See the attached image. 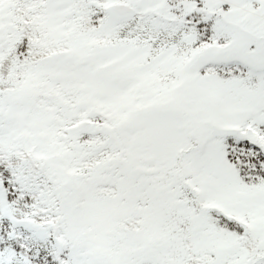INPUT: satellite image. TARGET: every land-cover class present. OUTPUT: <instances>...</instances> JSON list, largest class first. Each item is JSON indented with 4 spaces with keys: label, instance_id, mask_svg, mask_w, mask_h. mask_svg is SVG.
Returning a JSON list of instances; mask_svg holds the SVG:
<instances>
[{
    "label": "snow or ice",
    "instance_id": "snow-or-ice-1",
    "mask_svg": "<svg viewBox=\"0 0 264 264\" xmlns=\"http://www.w3.org/2000/svg\"><path fill=\"white\" fill-rule=\"evenodd\" d=\"M0 264H264V0H0Z\"/></svg>",
    "mask_w": 264,
    "mask_h": 264
}]
</instances>
